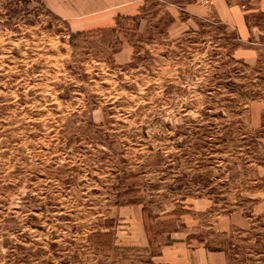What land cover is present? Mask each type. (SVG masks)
Segmentation results:
<instances>
[{
  "label": "rangeland",
  "instance_id": "374dc122",
  "mask_svg": "<svg viewBox=\"0 0 264 264\" xmlns=\"http://www.w3.org/2000/svg\"><path fill=\"white\" fill-rule=\"evenodd\" d=\"M23 1L0 0V264H264V0Z\"/></svg>",
  "mask_w": 264,
  "mask_h": 264
},
{
  "label": "crops",
  "instance_id": "0c3cea01",
  "mask_svg": "<svg viewBox=\"0 0 264 264\" xmlns=\"http://www.w3.org/2000/svg\"><path fill=\"white\" fill-rule=\"evenodd\" d=\"M218 4L220 6V9ZM218 4L217 7L220 10V16L224 19L222 20V22L227 25L234 24V26H236L237 28V33L239 34L240 38L243 39L249 37L250 33H249L248 25L246 24V19L244 17V13L242 12V10L235 6L234 7L228 6L227 4H224V2H219ZM168 250L169 247H167V251ZM165 252L166 249H164L163 254L162 255L160 254V257L158 258L164 257ZM188 256L190 257V259L188 261H184L186 262L184 264H207L208 262H210L212 258L214 259V255L212 256L203 249L202 250L196 249L194 251L190 250V252H188ZM179 261L183 264V260L180 259ZM180 262L177 263L180 264Z\"/></svg>",
  "mask_w": 264,
  "mask_h": 264
},
{
  "label": "trees",
  "instance_id": "16d2710c",
  "mask_svg": "<svg viewBox=\"0 0 264 264\" xmlns=\"http://www.w3.org/2000/svg\"><path fill=\"white\" fill-rule=\"evenodd\" d=\"M22 3L24 4V6H26V7L28 6V0H25V1H23ZM98 234H99V233H98ZM103 235H104L106 238H108V239H110V237H111L110 234H108V233H104ZM97 236H99V235H96V237H97ZM109 241H110V240H109Z\"/></svg>",
  "mask_w": 264,
  "mask_h": 264
},
{
  "label": "built area",
  "instance_id": "2783aa9c",
  "mask_svg": "<svg viewBox=\"0 0 264 264\" xmlns=\"http://www.w3.org/2000/svg\"><path fill=\"white\" fill-rule=\"evenodd\" d=\"M208 1H205V3H207Z\"/></svg>",
  "mask_w": 264,
  "mask_h": 264
}]
</instances>
